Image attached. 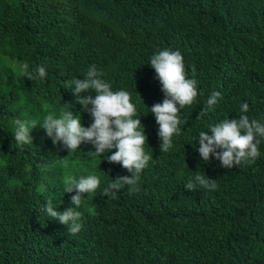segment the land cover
I'll return each mask as SVG.
<instances>
[{
	"label": "trees",
	"instance_id": "1",
	"mask_svg": "<svg viewBox=\"0 0 264 264\" xmlns=\"http://www.w3.org/2000/svg\"><path fill=\"white\" fill-rule=\"evenodd\" d=\"M166 48L181 52L200 95L180 110L181 134L163 152L148 108L164 93L149 64ZM24 63L34 74L43 66L46 77L24 78ZM91 65L112 90L131 94L153 155L139 191L125 186L115 198L103 188L131 175L107 161L115 149L91 158L94 149L82 144L69 153L41 128L65 106L91 124L65 86ZM213 92L220 98L200 116ZM245 102L242 114L264 123V0H242ZM240 115L241 0H0V264H241V165L223 168L197 150L201 131ZM16 119L36 123L32 144L17 146ZM258 148L255 163L243 164V264H264V139ZM90 174L101 185L84 194L82 227L71 234L45 206L72 207L64 177ZM195 174L217 189H186Z\"/></svg>",
	"mask_w": 264,
	"mask_h": 264
},
{
	"label": "clouds",
	"instance_id": "2",
	"mask_svg": "<svg viewBox=\"0 0 264 264\" xmlns=\"http://www.w3.org/2000/svg\"><path fill=\"white\" fill-rule=\"evenodd\" d=\"M149 65L154 69V79L159 81L164 99L150 108L145 106L158 125L160 151L168 152L173 147V137L181 134L180 110L191 106L200 95L198 81L188 78L179 50L163 49L150 58ZM20 75L33 80L36 77L43 79L47 73L43 66H37L34 74L29 70V65L24 63L20 66ZM102 77L103 73L98 71L95 65H91L84 78H73L65 84L72 90L81 110L90 116L92 122L89 126L82 124L79 112V115L74 114L72 107L65 106L58 116L54 112L47 115L41 128L54 146L59 145L69 153L80 149L82 144H90L94 149L87 152L91 158L102 157L115 149L106 157L107 161L119 163L131 174L118 176L103 188L102 195L115 198L125 186H129L130 192L139 191L137 185L140 174L148 166L153 155L145 151L147 134L137 116V107L131 102V94L125 90H112V85ZM219 98L220 93L213 92L200 116L206 115ZM248 111L249 105L246 102L241 104V113ZM13 125V137L17 146L32 144L33 137L30 133L37 127L36 123L16 119ZM261 139H264V123L256 119L250 120L248 115L241 114L238 119L225 118L210 125L209 131H201L197 150L203 161L208 162L214 158L220 162L221 167L232 169L234 166L255 163L256 158L260 156L258 145ZM63 185L65 193H75L70 199L72 207L60 212L53 207L52 201H48L45 211L60 224L68 226L71 234H76L82 227L79 222L81 213L76 209L85 198L84 194L96 193L100 188L101 179L95 174L79 177L67 175L63 179ZM198 186L210 190H216L218 187L215 179L201 174H195L185 184L189 191L196 190Z\"/></svg>",
	"mask_w": 264,
	"mask_h": 264
},
{
	"label": "rangeland",
	"instance_id": "3",
	"mask_svg": "<svg viewBox=\"0 0 264 264\" xmlns=\"http://www.w3.org/2000/svg\"><path fill=\"white\" fill-rule=\"evenodd\" d=\"M23 1H29V2H34V0H23ZM2 56V55H1Z\"/></svg>",
	"mask_w": 264,
	"mask_h": 264
}]
</instances>
